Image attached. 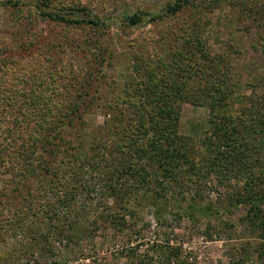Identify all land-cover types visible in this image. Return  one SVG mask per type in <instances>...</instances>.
<instances>
[{
	"label": "rangeland",
	"instance_id": "374dc122",
	"mask_svg": "<svg viewBox=\"0 0 264 264\" xmlns=\"http://www.w3.org/2000/svg\"><path fill=\"white\" fill-rule=\"evenodd\" d=\"M0 264H264V0H0Z\"/></svg>",
	"mask_w": 264,
	"mask_h": 264
},
{
	"label": "trees",
	"instance_id": "16d2710c",
	"mask_svg": "<svg viewBox=\"0 0 264 264\" xmlns=\"http://www.w3.org/2000/svg\"><path fill=\"white\" fill-rule=\"evenodd\" d=\"M184 2H186V1H188V0H183ZM180 2H182V1H180ZM180 2H177L176 4H175V8L176 9H178V8H180L181 7V3ZM54 19H56L57 21H60V20H62V18H60L59 16H54ZM129 21L132 23V24H134V23H137L138 21H139V18H137V17H135V16H131L130 18H129ZM217 73H219V72H214L212 75H214V76H216L217 75ZM11 107V106H10ZM12 108H14V106L12 105V107H11V109ZM22 108H24V106L23 105H19V107L17 108V114L16 115H13L15 118H14V121H17V123H18V121L19 120H21L22 121V123H24L23 125H25V126H27V122H28V120H29V118H36V117H44V115H45V113H43V112H40V113H36V112H34V111H32V110H29V112H27V111H23L22 110ZM172 114H173V112H172ZM22 119H26L25 120V122H23V120ZM39 125V124H38ZM22 126V125H21ZM24 126V127H25ZM39 128L41 129V125L39 126ZM48 128V131L49 130H51V128L48 126L47 127ZM234 129V128H233ZM236 129V128H235ZM244 129H246L249 133H251V134H254V129H252L251 127H250V129L248 130V126L247 125H245V127H244ZM30 140H32V148H33V150H31L30 152V154L31 155H33L34 154V149L36 148V144L37 143H39V142H41L40 140H36V139H34L33 138V136L32 135H30ZM249 141H251V140H249ZM249 141H246L247 142V144H248V142ZM53 142V140H52V138L51 139H49V136H48V138H44V140H43V145L40 147L41 149H42V151H45V149L46 148H48V147H50V145H51V143ZM246 142H244V143H237V144H233V149L236 151V153L240 150V148H242V145H243V150H244V152L245 151H247L248 150V147L247 146H244V144H246ZM246 144V145H247ZM25 147L26 146H29L26 142H25V145H24ZM35 146V147H34ZM46 146V147H45ZM176 150L175 149H173L172 150V155L170 156V159H172L173 160V158H175V155H176V152H175ZM47 153H49V154H51V152H47ZM32 157V156H31ZM42 170H44L45 172H49L48 171V166H46L45 168H43Z\"/></svg>",
	"mask_w": 264,
	"mask_h": 264
}]
</instances>
